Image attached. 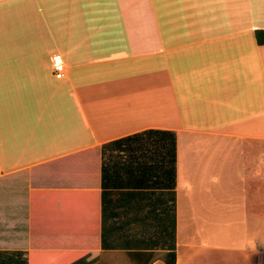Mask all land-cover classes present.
<instances>
[{
  "label": "crops",
  "instance_id": "obj_1",
  "mask_svg": "<svg viewBox=\"0 0 264 264\" xmlns=\"http://www.w3.org/2000/svg\"><path fill=\"white\" fill-rule=\"evenodd\" d=\"M259 30L264 0H0V264H264Z\"/></svg>",
  "mask_w": 264,
  "mask_h": 264
},
{
  "label": "trees",
  "instance_id": "obj_2",
  "mask_svg": "<svg viewBox=\"0 0 264 264\" xmlns=\"http://www.w3.org/2000/svg\"><path fill=\"white\" fill-rule=\"evenodd\" d=\"M256 39L259 45H264V30H259L256 32ZM175 237V234H174ZM140 264H154L161 261L165 264H177V254L175 244L169 248L167 251H155L149 253H133L131 255Z\"/></svg>",
  "mask_w": 264,
  "mask_h": 264
},
{
  "label": "built area",
  "instance_id": "obj_3",
  "mask_svg": "<svg viewBox=\"0 0 264 264\" xmlns=\"http://www.w3.org/2000/svg\"><path fill=\"white\" fill-rule=\"evenodd\" d=\"M67 69L63 63H57L55 65V77L57 79H63L66 77Z\"/></svg>",
  "mask_w": 264,
  "mask_h": 264
}]
</instances>
